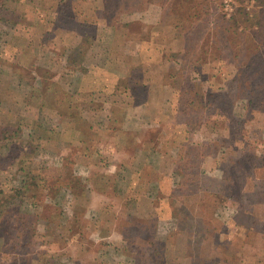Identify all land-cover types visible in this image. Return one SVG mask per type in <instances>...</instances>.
<instances>
[{"label": "rangeland", "instance_id": "rangeland-1", "mask_svg": "<svg viewBox=\"0 0 264 264\" xmlns=\"http://www.w3.org/2000/svg\"><path fill=\"white\" fill-rule=\"evenodd\" d=\"M91 1L0 3V264H264V26L243 23L264 0H121L126 20L163 15L160 42L142 49L152 29L134 24L126 59L71 60L70 36L98 33ZM181 88L205 107L184 112ZM125 97L150 101L128 112L155 124L143 135L171 185L101 175L117 169L100 145L123 136L109 119Z\"/></svg>", "mask_w": 264, "mask_h": 264}, {"label": "crops", "instance_id": "crops-1", "mask_svg": "<svg viewBox=\"0 0 264 264\" xmlns=\"http://www.w3.org/2000/svg\"><path fill=\"white\" fill-rule=\"evenodd\" d=\"M93 2L96 3L95 8L96 14L98 15L99 19L100 16L102 15V18L96 19L95 21V27L97 28V35L91 36V34L83 33V34H78L77 36H70V45H71V55L70 58L71 60H80L82 62H94L95 60H107L114 58V56L122 57L123 59H126L128 49L127 46L129 44H132V39L128 40V38L122 39V33L125 32L124 28L132 27L134 24H139L141 28L143 29H148L151 30L149 31L150 37L147 38L148 40L144 38H140L138 43L140 44L141 48H148L149 50H152V46L157 44V42H160V39H155V29L159 28H165L167 27V24H164L163 21V15L159 16V21L153 22H147L145 19H141L145 13H138L137 19H132V20H126L124 16H122V8H121V0H92L91 5ZM143 11V10H142ZM97 17V18H98ZM145 18V17H144ZM102 27L105 28V31L108 34V36H113L115 38V42H109L111 45V48H103L104 44H108L105 42V38L103 39L104 35L100 34L99 31L102 29ZM120 31V35H119ZM102 36V37H99ZM107 36V37H108ZM134 40V39H133ZM122 44V47L119 48L120 52L115 53V47L117 44ZM145 47H143V45ZM105 49H108L109 52L104 51ZM149 52V51H147ZM140 52L134 53V55H138ZM107 55V56H106ZM133 55V54H132ZM81 74V73H80ZM78 74H75V77ZM85 75L87 76V71L85 72ZM83 75V76H85ZM164 100H166V97H163ZM128 99L125 97V104L127 108L125 107L126 111L123 112V116L119 119L117 118H108L109 123L112 124L114 123L115 125L117 124L118 127H121V131L123 133V136L118 139L117 142L108 140L107 142H103L104 144L100 145V150L102 151L103 156H111V153H115L118 159L117 163V169L115 167H108L110 170H106L105 166L102 167L101 175L103 176V173L107 175L109 173V176L114 177V187L116 188H123L124 186H121V183L119 185V182L126 183L129 180H135L133 182L134 186L133 190H138L139 188H144L147 190H152V189H162V184L164 182H167L169 185L172 184L171 177H168L167 169L165 168L168 164L166 162V157H162L161 163H163L164 167L159 169V164L158 166H154L156 161L160 158H155L154 151H153V143L152 140L158 141L157 138H152V135L149 136H144L145 134V128L148 130V126H152L155 124L153 121L149 122L144 118L142 114L139 116L135 115H130L128 110L134 109V110H152L153 107L150 106V101H145L140 102L137 104L136 101L133 100L132 105H128L129 103ZM115 109H120V107H123V105H119L117 102L115 103ZM111 106V104H110ZM159 106V105H158ZM159 112H161L162 108L158 107ZM138 110V111H139ZM149 112V111H148ZM158 114V116L161 119V122L157 121V123L164 124V126L168 125V121L166 120V115H161ZM162 117V118H161ZM164 119V120H163ZM115 121V122H114ZM62 123V122H61ZM133 124L135 126L134 130H129V128L126 125ZM71 125H73L71 123ZM75 131V127L73 126ZM109 133V132H107ZM132 133V134H131ZM82 135V134H81ZM131 135V137H130ZM116 143V145H115ZM79 146L83 147L86 144H78ZM115 150L111 149V147H115ZM82 151V150H81ZM112 151V152H111ZM117 152V153H116ZM82 153H77V155H80ZM90 154V153H89ZM97 154V153H96ZM111 154V155H110ZM112 157V156H111ZM121 159V160H120ZM115 160V158H114ZM114 162V161H113ZM113 162L111 165H113ZM90 170V169H89ZM107 171V172H105ZM125 173V174H132L131 178L129 177H122L120 178V174ZM147 177L146 182L142 180V175ZM108 176V175H107ZM107 177H105L106 180ZM132 180V181H133ZM127 183V184H128ZM130 188V187H129ZM137 192V191H135ZM135 199L138 197V195L135 194ZM149 196V194H145V197ZM136 203V200H134Z\"/></svg>", "mask_w": 264, "mask_h": 264}, {"label": "trees", "instance_id": "trees-1", "mask_svg": "<svg viewBox=\"0 0 264 264\" xmlns=\"http://www.w3.org/2000/svg\"><path fill=\"white\" fill-rule=\"evenodd\" d=\"M162 4L164 5H167L169 7H173L174 3L176 2V0H160ZM0 3H2V5H5V3H3V0H0ZM1 8V7H0ZM173 10V8L171 9ZM260 12L259 13H256L254 14V17L251 19V18H246V20L243 22V23H246L248 22L249 20L253 21L254 20V23L253 25L256 26V30H254V34H258L259 32H261L260 28L264 26V10H259ZM239 13L241 16L247 14V12H245V9H239V11L237 12ZM246 16V15H245ZM201 23L203 24V26L205 27V24H206V18L203 17L201 20ZM238 21V19L236 18L235 19V23ZM199 22V21H198ZM245 29V28H244ZM264 29V27H263ZM260 34V33H259ZM241 41V39H240ZM260 45L259 44H255L253 45V47H249V49L251 50V52L253 54H257L258 53V49H259ZM242 50V49H240ZM248 56V55H247ZM174 76V75H173ZM183 82H185L186 80L185 79H181ZM188 84H184V87H187ZM181 100H182V103H181V109L185 112V111H189L193 108H198L199 110H201L202 108L205 107V104L204 103H200V104H196L194 103L193 100H191V97H190V93H186V91L184 90V88H181ZM193 101V102H192ZM12 145V144H11ZM4 146L8 147L9 144H5ZM1 206H0V214H1ZM160 243H157L155 244V255L159 256L161 260V262H163V253H162V249H159V245Z\"/></svg>", "mask_w": 264, "mask_h": 264}]
</instances>
